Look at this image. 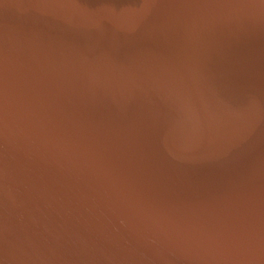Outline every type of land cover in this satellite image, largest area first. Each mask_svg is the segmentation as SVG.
<instances>
[{"label":"water","instance_id":"95a60500","mask_svg":"<svg viewBox=\"0 0 264 264\" xmlns=\"http://www.w3.org/2000/svg\"><path fill=\"white\" fill-rule=\"evenodd\" d=\"M0 264H264V0H0Z\"/></svg>","mask_w":264,"mask_h":264}]
</instances>
